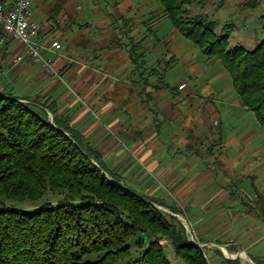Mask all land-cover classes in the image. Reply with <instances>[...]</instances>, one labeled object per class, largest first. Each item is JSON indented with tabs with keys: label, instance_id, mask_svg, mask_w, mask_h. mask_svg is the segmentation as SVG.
<instances>
[{
	"label": "rangeland",
	"instance_id": "374dc122",
	"mask_svg": "<svg viewBox=\"0 0 264 264\" xmlns=\"http://www.w3.org/2000/svg\"><path fill=\"white\" fill-rule=\"evenodd\" d=\"M32 2L35 21L47 35L48 42L58 41L62 47L58 56L63 60L62 67L55 68V76L63 78L68 88L60 82V90L65 88V91L57 92L55 98L64 102L71 95L77 109L86 111L92 122L104 120L97 114L98 106L108 109L106 126L109 125L111 131L101 133L100 137L97 135L95 143L106 155L104 160L110 169L126 176L128 186L135 192L161 198L168 204L174 203L182 209V215L162 209L182 219L177 218L188 238L194 227L197 237L209 241L210 236L206 233L210 227L204 226L202 221V229L198 230L194 224L195 191L196 201L203 208V218L210 221L212 209L221 212L216 216L217 226L218 220L226 221L223 228L227 235L240 236L248 259L241 245L231 236L228 239L230 245L223 250L238 248L235 254H238L239 263L255 264L248 255L264 252V221L259 213L262 201L254 189L264 195V130L254 113L243 108L231 77L220 61L207 57L185 38L166 17L159 0ZM186 9L187 16L201 14L214 22L218 34L228 35L229 48L240 45L254 50L264 41V0H192ZM134 46L137 53L143 50L144 61L151 67L141 64L142 70L132 62ZM68 66L73 69L71 72L66 69ZM142 71L148 73L151 86L144 87L140 82ZM160 73L164 74L163 79H160ZM3 79L0 76V81ZM182 83H186L190 90L201 87L203 98H198L201 92L197 90V98H191V101H188L191 96L187 94L174 97L182 94L184 88H178ZM208 96L215 99L224 135L236 141L250 132L252 144L249 148L258 150V160L262 163L245 172L225 162V150L215 151L213 146L212 153L206 154L212 144L209 140L212 132L208 129L214 126L207 124L202 129L199 123L196 124L200 115L196 107ZM72 97L64 103L70 105ZM190 135L193 139L189 138ZM132 137L142 141V146H152V154L160 153L157 160L166 164L162 173L158 174L157 168L148 165L134 152L132 142H127ZM243 142L248 144L247 139ZM186 144H193L199 154L175 153L184 151ZM120 151L123 155H119ZM62 201L61 194L48 192L34 202L0 200V209L13 207L31 212L43 205L56 206ZM244 201L252 208L245 211L241 206ZM139 241H142L140 247L137 245ZM149 241L147 236L136 233L126 243L130 257L117 264H126L129 259L139 256ZM161 243L165 245V255L171 264H186L173 251L168 240H161ZM203 253L207 255V252ZM98 257L90 255L86 259L93 261Z\"/></svg>",
	"mask_w": 264,
	"mask_h": 264
},
{
	"label": "trees",
	"instance_id": "16d2710c",
	"mask_svg": "<svg viewBox=\"0 0 264 264\" xmlns=\"http://www.w3.org/2000/svg\"><path fill=\"white\" fill-rule=\"evenodd\" d=\"M191 1L159 0L172 25L207 57L220 61L242 105L264 130V41L254 50L229 48L228 35L218 34L214 22L201 14L187 16ZM133 48L131 59L138 64L143 53ZM72 115L54 97L23 98L0 89V200L34 202L48 192L63 197L56 206L31 212L0 209V264H117L130 257L126 243L138 232L150 241L126 264H171L161 240H168L186 264H208L203 248L190 243L177 217L160 207L180 215L182 209L132 190L126 176L110 169L103 153L72 126ZM132 138L127 142L139 141ZM212 150L213 144L206 154ZM175 153L199 154L193 144ZM90 255L99 257L87 260Z\"/></svg>",
	"mask_w": 264,
	"mask_h": 264
},
{
	"label": "crops",
	"instance_id": "0c3cea01",
	"mask_svg": "<svg viewBox=\"0 0 264 264\" xmlns=\"http://www.w3.org/2000/svg\"><path fill=\"white\" fill-rule=\"evenodd\" d=\"M105 24H106V22H105ZM144 49H145L144 51H146V47ZM13 50H15V49H13V48L5 49L1 55L0 71L2 69V73L0 74V76H3V78H4L3 80L0 81V89L1 90L5 91V92H9V93L11 92L14 95H17V96H20L23 98L36 99L37 97H40V99H46V98H50V97L55 98L59 94L57 92H60V93L64 92L65 88H68V85L65 83L63 78L57 79L59 76L56 77V76H50V75L45 74V73L42 74L41 72H43V71H41V69H39L37 66H35L33 63H31L27 59L25 61L20 62V63H13L11 60L12 56H13L12 55ZM139 53H143V55H144L143 50L139 51ZM144 59H146V57H141L140 62L137 64L140 69H142L141 64L147 65V66H145L146 68L151 67V65L149 63H145L146 60L144 61ZM61 60H62L61 58L56 57L55 68L60 69L62 67ZM10 62H12V65ZM64 64H67V62L65 63V61H64ZM69 67L70 66L66 67V69ZM69 70H70L69 72H71L73 69L69 68ZM145 75H144L145 79L143 82L141 81L142 79L139 75L140 82L142 84H144V87L151 86V81L148 80V73L146 71H145ZM160 75H161L160 79H163L162 76L164 74L160 73ZM161 81L164 82V80H161ZM60 82L63 83V85H65L64 89L60 90V86H59ZM196 90L201 92V96H199L198 98H203V96H202L203 90L201 87L196 88L195 90H190L187 85L184 87V90L180 92L182 94H180L179 96H177L175 94L174 97H181L183 94H187V96H189V97L191 96L188 101H191V98L192 99L197 98V96L195 94ZM209 91H211V89H209ZM212 93L214 94V92H212ZM213 94H211V96ZM146 96H148L147 91H146ZM71 97L72 96L70 95L68 98H66L64 100V102L71 99ZM64 102H63V100H59V103L61 105V110H64V109H70L71 110V112L73 114L72 115V126L76 129H79L81 131V133L83 134V136L87 139V141L91 142L92 144H94L99 149V147L95 143L96 136L99 135V137H100L101 133L111 131L110 126L109 125L106 126V123H107L106 118H108V116H107L108 109L106 107L101 106V105H100V107L98 106L97 114L100 115L101 117H103L105 121L103 120V121H98V122H92L89 120V117H88L89 114L86 111H82V110L79 111L77 109L76 102H75L74 98L72 99V102L70 103V105H69V103L66 104ZM196 108H198L199 113H200V115L198 117L199 121H197L196 124L199 123L198 125H200L202 127V129H203V126H205L207 124L214 126V128L208 129L209 131L212 132L211 133L212 137H210L209 140L212 141V144L215 148V151H217V150H220V151L225 150L226 151V153L224 155L225 162H229L231 165L239 167L240 171L243 170L245 172H247V170H251L252 168L257 166L258 164L263 162V161L260 162L258 160V157L260 155L258 153V150L256 151L255 148H251V149L249 148V144H252V142L250 143V141H249L250 140V136H249L250 132L245 134L241 138L236 139V141H232L230 138L227 137V135H224L225 133L222 130L221 114L215 105V99L214 98L211 99L210 96H208L207 99L202 100L200 105ZM243 108H245V107H243ZM207 117H211L210 121H212V123L207 120ZM215 132H216V134H214ZM246 139L248 140V142H247L248 144H244L246 142H243ZM141 142L142 141H136V142L132 143L133 148H134V152L137 153V155H139L140 158L145 160L148 165H151L154 168H157L158 174L162 173V171L165 169L164 167H166L164 165H166V164H164L162 161L157 160V158H159V156H160L159 155L160 153L152 154L151 150L153 147L151 146V148H148V146L146 144L142 146ZM258 149H260V148H258ZM116 155H117V153H116ZM119 155H123V151L122 152L120 151ZM105 156L103 155L104 158H106ZM106 163H107V161H106ZM246 178L248 179V176H244V179H246ZM252 178H254V177L252 176ZM254 189L256 192H258L257 194L259 195V197L262 200L264 198V195L259 193L257 188L254 187ZM194 193H195V191H194ZM194 193H193V204H194L193 219H194V224H195L196 228H198V230L202 229V224H203L202 221L204 222V226L207 224L210 228L208 229L209 232L206 233V236L207 235L210 236V240L209 241L204 240V239L202 240L199 237H197L198 235L196 236V234L194 232L195 231L194 227H192L193 232H191V234L193 235L195 241L201 245V247L203 248V251L207 252L208 258H206V259L208 260V263L209 264H219L224 259L231 260V261L239 260L237 258L238 254H235V253H237V251H239L238 248H235V247L228 248L229 252L227 250H225V251L223 250V248H226L230 245V243L228 242L229 241L228 239L230 238V236L235 239L236 243H239L241 245V247H242L241 249L244 251L245 256L247 257V253L243 249L242 239H239L240 236H238V235L234 236L231 234L227 235V230H225L223 228L224 224H226V221L218 220L217 223L219 226H217L216 221L218 218L216 216H217V214H219L221 212H217L216 210L212 209L211 213L213 216L210 219V221H208V219H206V218H203V214H202L203 208L199 207L200 204L196 201ZM226 196L228 197V195H226ZM241 206L244 208L245 211H247L248 208L249 209L252 208V207H250V203L247 201L242 202ZM206 207H207V205H205L204 208L206 209ZM259 213H260V215H262L263 221H264V211L262 208V204H261ZM259 213H258V215H259ZM253 224L255 226V223H252V225ZM238 233H240V231H238ZM189 241H190V239H189ZM190 243H192V242L190 241ZM223 252H225V253H223ZM226 252L229 253L230 256ZM248 256L253 260V262L255 264H256V262H257V264H264V252H261V254H259V255L257 254V255H251V256L248 255Z\"/></svg>",
	"mask_w": 264,
	"mask_h": 264
},
{
	"label": "built area",
	"instance_id": "2783aa9c",
	"mask_svg": "<svg viewBox=\"0 0 264 264\" xmlns=\"http://www.w3.org/2000/svg\"><path fill=\"white\" fill-rule=\"evenodd\" d=\"M32 3V0H0V59L8 46L15 49L11 55L13 63L27 59L44 73L55 76V60L61 55L62 47L58 41L48 42L35 21ZM185 86L182 83L178 88L182 90ZM189 239L201 247L192 234Z\"/></svg>",
	"mask_w": 264,
	"mask_h": 264
},
{
	"label": "water",
	"instance_id": "95a60500",
	"mask_svg": "<svg viewBox=\"0 0 264 264\" xmlns=\"http://www.w3.org/2000/svg\"><path fill=\"white\" fill-rule=\"evenodd\" d=\"M162 209V207H160ZM177 218H179V220H182L179 216L175 215ZM253 264V263H252Z\"/></svg>",
	"mask_w": 264,
	"mask_h": 264
},
{
	"label": "bare ground",
	"instance_id": "6f19581e",
	"mask_svg": "<svg viewBox=\"0 0 264 264\" xmlns=\"http://www.w3.org/2000/svg\"><path fill=\"white\" fill-rule=\"evenodd\" d=\"M244 256V255H243ZM248 259V258H247Z\"/></svg>",
	"mask_w": 264,
	"mask_h": 264
}]
</instances>
